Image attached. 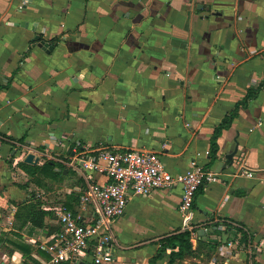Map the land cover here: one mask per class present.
Masks as SVG:
<instances>
[{"label":"crops","instance_id":"1","mask_svg":"<svg viewBox=\"0 0 264 264\" xmlns=\"http://www.w3.org/2000/svg\"><path fill=\"white\" fill-rule=\"evenodd\" d=\"M262 82L264 0H0V264H51L40 248L48 217L22 225L17 211L64 194L33 188L19 162L31 152L37 165L56 161L57 176L40 177L79 192L76 142L154 150L175 174L193 161L219 173L196 194L199 236L177 264H264V85L218 137L216 160L208 153L215 128ZM181 196L177 186L132 197L115 222L114 264H152L183 230Z\"/></svg>","mask_w":264,"mask_h":264},{"label":"built area","instance_id":"2","mask_svg":"<svg viewBox=\"0 0 264 264\" xmlns=\"http://www.w3.org/2000/svg\"><path fill=\"white\" fill-rule=\"evenodd\" d=\"M63 140L68 142L66 136ZM81 145L76 142L68 164H78L84 170V186L79 192L71 187L58 190L64 198L45 207L50 211L47 226H57L40 242V248L51 256V264H114L121 251L116 219L125 212L133 196H148L158 189L181 187L179 210L183 230L190 231L191 240L198 238L194 221L196 194L202 186L219 181V173L193 161L190 170L175 174L154 150H114L107 144L96 148L84 145V150H80ZM94 171L104 173L107 180L102 183L93 179ZM241 174L255 176L254 171L245 169ZM246 233L245 243L252 254L253 236Z\"/></svg>","mask_w":264,"mask_h":264},{"label":"trees","instance_id":"3","mask_svg":"<svg viewBox=\"0 0 264 264\" xmlns=\"http://www.w3.org/2000/svg\"><path fill=\"white\" fill-rule=\"evenodd\" d=\"M263 85L264 82L258 86L250 88L245 99L238 101L236 103L235 109L231 110V112L228 113L223 118L222 122L215 128L210 149L211 162L217 158V153L219 151L217 139L222 131L231 126L233 119L238 115L240 106H247L248 102L257 96ZM0 87H3V85L0 84ZM0 138L1 141H3L5 138L7 139V137L4 135H2ZM58 164V162L52 160L46 161L44 165L31 164L25 161L19 162V166L23 168L28 174H30L36 182L39 183H44V180L40 177L41 174H46L52 177L57 176V172L54 170V168ZM49 214L50 211L42 209L41 202L34 199L33 201L23 203L20 206L17 211V218L22 221V225L26 224L27 222H31L35 226L43 227L46 226V218L49 216ZM49 229L50 233L57 229V226H51ZM243 238L244 241H247L248 234L245 233ZM19 247L23 250H26L25 245H20ZM193 251V245L190 239V231L182 230L164 237L161 240V246L158 248L156 255L151 258V263L156 264L157 260L162 259L166 254H169V260L166 264H177V259H182L185 256L192 254Z\"/></svg>","mask_w":264,"mask_h":264},{"label":"water","instance_id":"4","mask_svg":"<svg viewBox=\"0 0 264 264\" xmlns=\"http://www.w3.org/2000/svg\"><path fill=\"white\" fill-rule=\"evenodd\" d=\"M40 45H42V46H46V47H49V44L46 43V41H42V43H40ZM237 151H238V145L236 146V148H235V150H234L233 152L229 153V154L226 156L228 159H230L231 164H233V162H234V156H235V154L237 153ZM38 161H39V159H38V158H35V154L32 153V152L29 153V154L27 155V157L25 158V162L32 163V164H35V163H37ZM220 164H221V162H220ZM222 164L224 165L223 162H222Z\"/></svg>","mask_w":264,"mask_h":264},{"label":"rangeland","instance_id":"5","mask_svg":"<svg viewBox=\"0 0 264 264\" xmlns=\"http://www.w3.org/2000/svg\"><path fill=\"white\" fill-rule=\"evenodd\" d=\"M42 179V178H41ZM55 180H57V179H55ZM34 181H35V179H34ZM36 182V181H35ZM61 182H63V181H59L58 180V182L57 183H54L53 182V180H48V182H46L45 180H44V183H39V182H36V183H34L33 184V188L35 187L36 188V185L38 184L39 186H45V189L47 190V191H52L56 186H58L57 188L59 189V190H62L61 189V187H63V189L65 188L66 189V187L68 186L69 187V185H66V186H61V184H59V183H61ZM47 186V187H46ZM38 187V186H37ZM45 189L43 188L42 189V191L44 192L45 191ZM57 189V190H58ZM20 191H22V189H20L19 191H17V193H20Z\"/></svg>","mask_w":264,"mask_h":264}]
</instances>
